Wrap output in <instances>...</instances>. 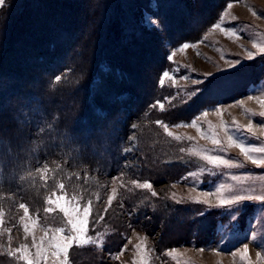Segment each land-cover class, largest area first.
Segmentation results:
<instances>
[{"label":"trees","instance_id":"1","mask_svg":"<svg viewBox=\"0 0 264 264\" xmlns=\"http://www.w3.org/2000/svg\"><path fill=\"white\" fill-rule=\"evenodd\" d=\"M231 1L5 0L0 6V229L15 223L22 206L43 214L53 192L93 202L102 187L91 173H123L152 183L180 178L187 167L166 162L173 143H167L158 120H190L213 103L211 87L221 77L205 83L188 104L159 110L157 102L172 93L159 84L170 66L166 44L199 40ZM145 12L155 13L159 29L145 23ZM126 104L139 124L138 163L128 171ZM128 193L125 189L123 201L133 210L137 198ZM157 201L150 200L146 223L162 230L161 247L213 238L216 211L174 215ZM0 264L17 263L1 252Z\"/></svg>","mask_w":264,"mask_h":264},{"label":"rangeland","instance_id":"2","mask_svg":"<svg viewBox=\"0 0 264 264\" xmlns=\"http://www.w3.org/2000/svg\"><path fill=\"white\" fill-rule=\"evenodd\" d=\"M155 9L153 7V11ZM154 14L145 12L144 21L148 26L159 29L160 24ZM153 20L158 23L154 24ZM229 29H234L235 33ZM185 43L190 45L187 49L182 48ZM166 48L167 59L170 54L175 55L169 68L163 70L168 71L170 76L164 78L162 85L159 84L172 93L157 102L159 110L188 104L205 83L221 77L216 82L217 86L211 87L213 103L202 107L190 120H169V113H165L166 121L158 120L167 143H173L166 162L186 166L185 173L175 181L162 179L157 183L137 177L126 178L123 173H91V179L102 187L101 194L93 202L79 195L53 192L47 197L41 215L22 206L15 223L0 229V234H3L0 253L6 254L17 264H24L19 253L9 255V251L27 245L30 254H34L33 236L39 243L45 233L51 235V232L62 227L71 231L68 213L55 210V206L49 203L52 199L67 197L66 206L75 209L78 222L83 218L84 232L89 238L84 243L83 234L77 230L76 241L84 244L70 248L68 257H65V260L68 259L67 264H264V203L244 201L229 210L223 207L210 208L195 202L208 200L215 205L221 196L264 195V167L253 165L235 146L227 147L226 152L221 151L211 139L215 132L226 146L227 134H230L245 146L264 147V128L259 126L264 123V117L259 115L264 112V103H261L264 101V0L231 1L199 40L176 45L167 43ZM250 52L254 58L249 59ZM234 61L240 63L233 67ZM250 96L254 98L249 99ZM121 97L126 99L129 94ZM128 105L123 118V123L129 128L124 147V171L138 163L134 153L136 131L132 125L139 124L135 122L134 113ZM160 105H163V109ZM196 118L197 125L188 126ZM250 123L252 134L243 130ZM168 132L173 135L169 136ZM177 136L180 139L177 140ZM205 155H219L242 167H216L203 159ZM250 155L257 159L264 158V153L250 152ZM233 176L238 179L233 180ZM133 181L150 182L152 188H137ZM220 185H224V188L218 195L216 189ZM125 189L129 195L137 198L138 203L133 210L123 201ZM152 191L157 195L152 196ZM133 192H137V195ZM204 192L211 195L204 196ZM151 199L153 203L158 200L163 208L170 209L174 215L190 211L194 217L216 211L218 218L215 220L213 238L202 244L191 239L161 247L162 230L157 224L151 226L150 222L146 223L151 217L148 213ZM177 200L182 202L177 203ZM233 216H236L235 220ZM31 222L37 225L34 229L30 228L26 236L25 226L31 225ZM245 243L248 244L247 252L243 248ZM257 253L260 255L257 256ZM41 264H52L50 256Z\"/></svg>","mask_w":264,"mask_h":264},{"label":"snow or ice","instance_id":"3","mask_svg":"<svg viewBox=\"0 0 264 264\" xmlns=\"http://www.w3.org/2000/svg\"><path fill=\"white\" fill-rule=\"evenodd\" d=\"M5 3V0H0V6H2ZM230 7V5H228ZM154 24L158 23V21L153 20L152 21ZM214 27H219V25H214ZM228 31H231L235 33L234 29H229ZM190 45L188 43H185L182 45L183 49H187ZM262 54H264V49H262ZM175 53H172L168 56L169 61L173 60V56ZM254 58L253 54L250 52L249 53V59ZM240 63V61H234L232 66L234 67L236 64ZM170 73L168 71H164L162 73L161 79H160V84L162 85L164 83V78L169 77ZM254 97H249V99H253ZM242 103V101H241ZM261 103H264V101H261ZM161 109H163V105H160ZM219 112V109L216 110ZM204 115L206 116L207 113L205 112ZM259 115L261 117H264V112H260ZM197 119H193L188 126L195 127L197 125ZM159 123V122H158ZM180 126V125H177ZM261 128H264V123L259 125ZM133 128L136 127V125H132ZM165 130L167 131V126H165ZM199 130V129H198ZM239 131L240 129L237 128ZM244 131L252 134V124L250 123L248 126H246ZM226 134H227V129H225ZM169 136H172L173 134L171 132H168ZM176 139H180V137H176ZM212 143L219 146L221 151L226 152L227 147H232L235 146L239 148V151L241 154H243L248 160L253 165H256L257 167H264V158L257 159L253 156L250 155V152H259V153H264V147L261 148H256V147H249L245 146L242 142L237 141L236 139L233 138L232 135L227 134V141H226V146L225 143L222 142L221 139L217 137L215 132H213L212 136ZM184 149H181V152H183ZM203 159H205L210 165L220 167L224 166L227 168H232V167H242V165H236L234 162L230 159H225L222 156L219 155H205L203 156ZM233 180L238 179L236 176L232 177ZM133 184L136 185L137 188L141 189H149L151 190L152 185L150 182H145V183H137L136 181L132 182ZM224 188V185H220L216 189V193L219 195L221 193V190ZM152 196H156L157 193L155 191H152ZM204 196H210L211 193L209 192H204ZM244 201H256L260 203H264V195H251V194H245V195H240V194H235V195H230V196H221L218 200V203L215 205L210 204L208 200H197L195 201L196 203H202L205 205H208L210 208L211 207H223L225 209H232L236 207L237 205L242 204ZM177 203H181L182 201L177 200ZM52 205L55 206V210L58 211H64L68 213V220H69V225L71 227V231H69V228L67 227H62L59 228L55 232H51V235L48 233H45L43 237L40 238L39 243H37L36 238L33 236V247L36 249L34 254H30L28 246L27 245H21L19 248L15 249L14 251L10 250L9 255H16L17 253L20 254V259L24 262V264H41V261H47L49 259V256L51 258L52 264H67V260H65V257H68V253L70 248L73 245H81L87 242L89 239L86 237V233L84 232V221L83 218H81V221L78 222L76 219V216L78 213L75 211V209H69L66 204H67V197L61 198V199H52L49 201ZM238 215V213H237ZM233 220L236 219V216L232 217ZM89 223V220L87 221ZM36 222H31V225L28 224L25 226V235L27 236L30 233V228L34 229L36 227ZM79 230L83 234V239L84 243H77L76 241V232ZM88 231V229H87ZM46 245V247H45ZM139 247V245L137 246ZM243 248L245 252L248 250V244L245 243L243 245ZM50 250V252H49ZM200 251H203V249H200ZM260 254L257 253V256Z\"/></svg>","mask_w":264,"mask_h":264}]
</instances>
